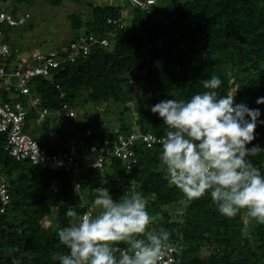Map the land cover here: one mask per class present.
<instances>
[{
    "label": "trees",
    "instance_id": "16d2710c",
    "mask_svg": "<svg viewBox=\"0 0 264 264\" xmlns=\"http://www.w3.org/2000/svg\"><path fill=\"white\" fill-rule=\"evenodd\" d=\"M17 1L23 0H12V14H16ZM44 1L58 5L62 0ZM91 8L88 22L71 14L70 25L78 32L107 38L108 45H93L85 57L59 64L51 72L52 80L36 77L29 86L41 98V106L52 111L62 102L74 108L89 102L96 107L103 103V112L113 118V125L107 123V127L98 129L95 123L80 124L77 111L72 118L64 117L74 126L79 125L76 134L67 133L71 144L66 143V147L56 143L53 147L42 135L58 131L49 126L47 117L37 121L36 109L28 108L25 130L39 145L46 151L72 154L81 162L84 178L80 190L86 191L84 198L72 191L63 171L43 170L26 160L11 158L3 150L5 139L1 137L0 170L9 182L10 200L0 212V264H58L53 255L66 253L67 249L60 244L57 230L78 219L84 209L96 213L92 207L94 189L108 169L118 179L128 177L134 186L132 191L111 189L113 198L139 193L152 221L148 227L169 232L170 245L177 247L176 264H264V223L256 225L245 210L232 218L220 215L208 194L187 201L168 183L159 159L160 143L147 147L135 142L132 148L136 162L128 172L115 158L103 169L86 164L92 159L88 146L98 138L115 136L116 128L123 134L136 128L163 137L166 125L150 107L161 100H186L205 91L203 81L211 76L222 80L219 95L231 94L234 103L260 108V119H264V105L256 104V99L264 96V0H175L167 13L168 21L150 19L147 9L134 7L130 23L121 27L107 21L110 18L123 23L118 5L95 4ZM8 45L14 57V48ZM55 52L61 54L60 50ZM132 73L140 90L135 91L130 82ZM0 94L4 97L2 91ZM132 97L137 107L129 119L127 111L131 106L126 104L132 102ZM254 134L256 138L248 147L258 144L264 148V125H258ZM251 159L255 167L264 171V152ZM172 202L182 204L181 217L168 223L158 212ZM54 206L57 209L50 212ZM69 209L77 216H66ZM45 218L50 224L44 227L41 221Z\"/></svg>",
    "mask_w": 264,
    "mask_h": 264
},
{
    "label": "clouds",
    "instance_id": "9594fccd",
    "mask_svg": "<svg viewBox=\"0 0 264 264\" xmlns=\"http://www.w3.org/2000/svg\"><path fill=\"white\" fill-rule=\"evenodd\" d=\"M221 84L219 77L211 76L203 81L205 91L150 107L166 125L159 159L168 183L187 201L208 194L220 215L232 218L245 210L264 223V171L251 159L264 148L248 147L256 127L264 125L262 112L234 103V95H219ZM256 104L264 105V96ZM94 191L96 213H85L57 230L67 252L52 259L58 264H159L163 250L171 248L170 235L165 229L148 230L152 221L142 195L124 193L114 199L105 186ZM65 214L77 216L71 209Z\"/></svg>",
    "mask_w": 264,
    "mask_h": 264
},
{
    "label": "built area",
    "instance_id": "2783aa9c",
    "mask_svg": "<svg viewBox=\"0 0 264 264\" xmlns=\"http://www.w3.org/2000/svg\"><path fill=\"white\" fill-rule=\"evenodd\" d=\"M155 1L130 0V3L134 7L148 9ZM29 17L30 14L28 12L12 14L10 11L0 9V78L10 71L18 79L15 86L6 83L1 89L4 93V97L0 94V139L2 136L5 139L3 150L17 161L26 160L43 170L63 171L71 189L78 191L84 178L81 162L74 155L64 151L55 149L46 151L25 130L29 107L36 109L37 121L44 119L47 114L52 112L58 116L72 118L76 115V110L68 102H62L54 111L42 107L41 98L32 93L29 82L36 77L52 80L51 72L56 70L59 64L71 63L79 57H85L89 54L93 45L107 46L108 40L107 38H96L91 33L80 31L69 40L66 46L60 49V55L53 51L46 54L36 53L28 60L22 57L16 59V57H11L10 47L4 41L2 25H5V27L21 26L26 23ZM107 21L109 23H117L119 27L124 25L115 19L109 18ZM1 84H3L2 80H0ZM63 95L64 93H61L60 96ZM114 131L115 136L98 138L88 146V154L92 159L86 163L87 167L103 169L106 164L110 163V160L115 158L122 161L124 172H128L136 162L132 148L135 142L139 141L147 147H151L159 143L162 138L151 132H139L136 128L126 134L120 133L117 128ZM50 145L54 147V145ZM77 185L78 187L76 188ZM8 188L9 182L0 170L1 213L5 210L10 200ZM54 207L56 210L57 206ZM85 213H93V211L84 209L79 217ZM41 224L44 227L48 226L50 220L45 218L41 221ZM176 252V245H171V248L164 249L159 264H176Z\"/></svg>",
    "mask_w": 264,
    "mask_h": 264
},
{
    "label": "rangeland",
    "instance_id": "374dc122",
    "mask_svg": "<svg viewBox=\"0 0 264 264\" xmlns=\"http://www.w3.org/2000/svg\"><path fill=\"white\" fill-rule=\"evenodd\" d=\"M174 1L175 0H156L155 3L146 10L148 17L150 19L168 21L167 13L174 5ZM109 3H115L120 7L123 24H129V15L134 8L130 3V0H62L58 5H50L44 0L17 1L16 13L24 12V9H28L30 18L24 25L17 27H5V25H2L4 41L8 44H12L16 54L14 57H16V59L22 57L23 59L28 60L36 53L46 54L56 50L58 51L64 47V43L70 39L75 32H78L76 31L77 29L72 28L70 25L69 15L75 14L82 22L86 23L91 19V5ZM11 5L12 0H0V9L10 11L12 7ZM134 76L133 73L129 74L130 82L134 83L133 88L137 91L140 90V84L134 80ZM0 80L3 82V84L0 85V91L6 83L15 86L18 81L17 77L10 71L5 76L1 77ZM135 100V97H132V102L126 104L131 106L127 111V114L130 116L129 119L132 118V115H134L133 111L137 107V102ZM110 103H108V105H110ZM104 108L105 104L103 103L96 107V105L89 102L81 106V108H75V110L76 113L78 111L80 114V116H78L80 124L87 122L88 126H91L95 123L98 129H102L107 127V123L109 126L113 125L110 121H114L112 120L113 118L107 115V113L103 112ZM46 117L49 126L56 128L58 131V133H49L47 137H53L51 140H53L52 142H54V144L60 143L65 145L67 143V146L68 144L70 145L71 142L68 140L70 135L67 133H69L68 131H71V134H76L79 125L76 127L73 123L71 124L70 122H67L63 116H58L53 112L47 114ZM42 136L44 137L43 139L47 141L46 136H44V134ZM108 171L110 170L108 169L106 171L107 173H102L98 178L96 182L98 187L105 186L109 191L113 189L120 192L126 191V189H133V183L131 180H128V177L126 178L124 176L123 178L119 177L118 179L117 174H112ZM85 193L86 191L80 189L75 192V194L82 195V198L85 197ZM181 207V203L172 202L162 206L158 214L162 215L163 219L170 223L180 219ZM54 211L55 207H52L50 212ZM255 224L257 225L258 223L255 221ZM245 225L249 226V222H245ZM152 228L153 227H148V230L153 231ZM243 233L247 234V230L243 229Z\"/></svg>",
    "mask_w": 264,
    "mask_h": 264
},
{
    "label": "crops",
    "instance_id": "0c3cea01",
    "mask_svg": "<svg viewBox=\"0 0 264 264\" xmlns=\"http://www.w3.org/2000/svg\"><path fill=\"white\" fill-rule=\"evenodd\" d=\"M113 5H117L115 3H112ZM95 5V4H93ZM98 5H111L110 3L109 4H98ZM53 137H46V140H47V143L49 144H54V142H52L53 140H51ZM55 145V144H54Z\"/></svg>",
    "mask_w": 264,
    "mask_h": 264
}]
</instances>
